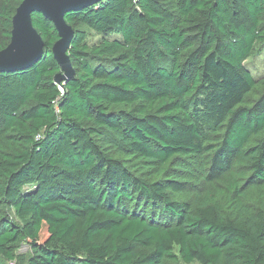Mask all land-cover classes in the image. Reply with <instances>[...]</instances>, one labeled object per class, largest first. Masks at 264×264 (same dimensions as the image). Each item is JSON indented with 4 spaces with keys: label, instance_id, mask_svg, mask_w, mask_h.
Segmentation results:
<instances>
[{
    "label": "trees",
    "instance_id": "16d2710c",
    "mask_svg": "<svg viewBox=\"0 0 264 264\" xmlns=\"http://www.w3.org/2000/svg\"><path fill=\"white\" fill-rule=\"evenodd\" d=\"M22 0H0V50ZM0 70V264H264V0H101ZM26 248L23 250L22 247Z\"/></svg>",
    "mask_w": 264,
    "mask_h": 264
},
{
    "label": "water",
    "instance_id": "95a60500",
    "mask_svg": "<svg viewBox=\"0 0 264 264\" xmlns=\"http://www.w3.org/2000/svg\"><path fill=\"white\" fill-rule=\"evenodd\" d=\"M101 0H22L12 17L11 38L0 50V70H14L28 67L43 53V40L32 24V14L41 13L54 24L58 39L52 46V53L62 70L55 81L73 75V69L66 51L73 30L64 19L65 13L93 5Z\"/></svg>",
    "mask_w": 264,
    "mask_h": 264
},
{
    "label": "rangeland",
    "instance_id": "374dc122",
    "mask_svg": "<svg viewBox=\"0 0 264 264\" xmlns=\"http://www.w3.org/2000/svg\"><path fill=\"white\" fill-rule=\"evenodd\" d=\"M247 65L251 69V71L256 74V76H261L264 73V53L257 54L250 59L246 60ZM62 70V69H61ZM66 72L65 70H62ZM26 247L23 246L22 249L24 250ZM189 264H200L197 261H193Z\"/></svg>",
    "mask_w": 264,
    "mask_h": 264
}]
</instances>
